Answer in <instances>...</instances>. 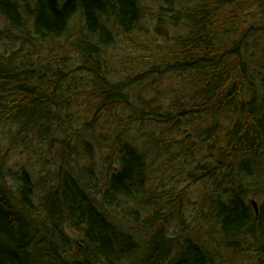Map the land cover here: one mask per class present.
Masks as SVG:
<instances>
[{
  "label": "trees",
  "instance_id": "16d2710c",
  "mask_svg": "<svg viewBox=\"0 0 264 264\" xmlns=\"http://www.w3.org/2000/svg\"><path fill=\"white\" fill-rule=\"evenodd\" d=\"M159 1L165 42L123 83L105 55L140 31L141 0H0V264H264V0ZM166 76L179 81L167 104ZM109 119L96 189L82 138L100 145Z\"/></svg>",
  "mask_w": 264,
  "mask_h": 264
},
{
  "label": "rangeland",
  "instance_id": "374dc122",
  "mask_svg": "<svg viewBox=\"0 0 264 264\" xmlns=\"http://www.w3.org/2000/svg\"><path fill=\"white\" fill-rule=\"evenodd\" d=\"M141 2L148 8L149 14L147 17L143 18L140 22V31L132 33L130 37V41H124V40H118L112 47L108 48L106 51V59L108 60V66H109V73L112 76L113 81H119V82H126L127 80L134 78L137 74L141 72L147 71L151 67V62L146 61L145 57L150 56L153 54L154 48L157 49L161 47L165 40L163 41L162 38H156L154 35V29L157 24V7L161 3L159 0H141ZM168 20V18L166 19ZM0 27H5L4 24H0ZM76 29H78V24L74 26ZM168 29V28H167ZM170 30V29H168ZM20 41V40H19ZM18 46L14 47L13 50L19 49V42L17 41ZM170 41H167L166 44H170ZM9 46V45H8ZM159 50V49H158ZM0 51L2 52H10V48L4 47L2 45L0 47ZM178 80H175L169 76L164 77L163 79L156 82L158 91H160V97L162 99H166V103L169 101V99L172 96V92L174 90H177L178 88ZM75 111H79L82 113V108L73 109ZM116 128V122L112 119H109L107 121L102 120L98 125L95 126L94 129V135L95 134H103L105 137V140L99 139L101 142L100 145L98 143L94 142L92 135H84L82 139H86L88 143H90V147L92 150V165L94 169V175L96 178V189H99L100 186L103 184L102 176L104 174V167L105 162L104 158L107 156L108 151V145L110 143V140L112 138L114 130H117ZM133 128V127H132ZM146 129V128H145ZM131 135H133V138L135 140H141L140 133L137 130H132ZM3 131L0 129V158L4 156L6 148L4 147L3 143ZM173 149V147H170ZM58 150L53 151L51 154L45 153L44 159L48 160L47 163H59L61 161V156L57 155L54 159L52 157L55 156L56 152ZM78 151V150H77ZM79 158L83 157L79 151H78ZM68 157L70 160V157L72 159L76 158L75 153L73 151L69 153L68 151ZM190 159V155L188 156V160ZM55 160V161H54ZM71 161V160H70ZM21 158L15 154H11L8 156L6 161V168H10L13 171L18 169V164H20ZM157 165V164H156ZM188 168L187 164H185V168ZM76 169V168H75ZM74 169V170H75ZM154 172V171H153ZM171 172V169H165L163 171L161 178L154 176L153 185L150 189L151 193H155V196H160V199L165 198L166 191L169 190V188L173 185V177L169 174ZM155 174V173H154ZM159 175V174H158ZM174 175V174H172ZM186 183H183L178 189L184 188ZM202 185H197L193 189L189 191V194L187 195V199L183 201L184 204H187V209L191 212L193 210L198 209L200 196L202 193ZM177 193V191H176ZM254 201V200H253ZM257 200H255L256 202ZM195 216V213H193ZM192 220L191 215L188 216L186 223H190Z\"/></svg>",
  "mask_w": 264,
  "mask_h": 264
},
{
  "label": "water",
  "instance_id": "95a60500",
  "mask_svg": "<svg viewBox=\"0 0 264 264\" xmlns=\"http://www.w3.org/2000/svg\"><path fill=\"white\" fill-rule=\"evenodd\" d=\"M90 1H96V0H90ZM251 204H252L255 212H257V203L255 201H251Z\"/></svg>",
  "mask_w": 264,
  "mask_h": 264
}]
</instances>
